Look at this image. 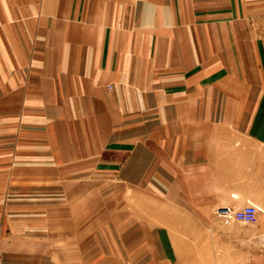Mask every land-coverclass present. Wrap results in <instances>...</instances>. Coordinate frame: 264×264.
<instances>
[{
	"label": "crops",
	"instance_id": "1",
	"mask_svg": "<svg viewBox=\"0 0 264 264\" xmlns=\"http://www.w3.org/2000/svg\"><path fill=\"white\" fill-rule=\"evenodd\" d=\"M0 116L2 264L233 259L207 213L264 194V0H0ZM105 179L143 190V220Z\"/></svg>",
	"mask_w": 264,
	"mask_h": 264
},
{
	"label": "rangeland",
	"instance_id": "2",
	"mask_svg": "<svg viewBox=\"0 0 264 264\" xmlns=\"http://www.w3.org/2000/svg\"><path fill=\"white\" fill-rule=\"evenodd\" d=\"M107 90H111V86H108ZM5 116H0V233L1 239L8 235L9 227L8 223L4 227L6 222L4 221L5 216V207L7 195L4 194L6 189L15 185L14 176V162H12V158L15 154V145H16V128L18 125L17 119L15 120V116H8V118H2ZM7 177V180L5 179ZM18 182V180H16ZM88 184H92L93 180L88 179ZM94 183V182H93ZM104 197H105V207L107 203H117L120 205H128L134 210L132 212L131 222H140L144 218L143 204L145 202V195L143 190L138 189H129L128 185L124 184L121 180L117 179H105L100 180ZM90 186V185H89ZM252 196L251 201H248L246 206H253L256 209L257 216L253 223L251 224H242L238 222L232 223L234 227L227 233L228 236L232 238H237V240H242V243H235L237 247L241 246L242 252L236 253V257L230 260H219L216 259V264H264V194H255L254 185L251 188ZM218 191V189H216ZM197 198V196H196ZM91 201H88V203ZM195 204V202H193ZM257 206V207H256ZM193 211H184V214L192 213L193 218L204 217L201 210H199V206H194ZM105 215L107 214L105 210ZM182 213V212H181ZM201 215V216H200ZM207 217L211 221L217 222L213 210L207 213ZM128 212L123 214L120 217V220L127 219ZM134 223V224H136ZM121 224V232L120 234H124V232L128 229L127 222L120 221ZM221 224V223H219ZM231 225V224H230ZM133 228V227H132ZM139 228V227H138ZM137 228V230H139ZM115 229V228H114ZM133 230V229H132ZM114 231H117L114 230ZM0 240V243L2 242ZM122 248L120 250V264H127L126 260V252H122ZM0 257L2 264V254L0 247Z\"/></svg>",
	"mask_w": 264,
	"mask_h": 264
},
{
	"label": "built area",
	"instance_id": "3",
	"mask_svg": "<svg viewBox=\"0 0 264 264\" xmlns=\"http://www.w3.org/2000/svg\"><path fill=\"white\" fill-rule=\"evenodd\" d=\"M216 221L228 226L234 222L242 224H251L255 221L257 212L253 206H245L239 210H229V209H215L213 210ZM215 222V221H214ZM1 240V233H0ZM1 264V257H0Z\"/></svg>",
	"mask_w": 264,
	"mask_h": 264
}]
</instances>
